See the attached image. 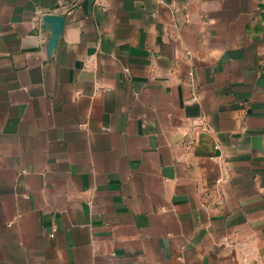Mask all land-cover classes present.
<instances>
[{
  "label": "crops",
  "instance_id": "obj_1",
  "mask_svg": "<svg viewBox=\"0 0 264 264\" xmlns=\"http://www.w3.org/2000/svg\"><path fill=\"white\" fill-rule=\"evenodd\" d=\"M0 264H264V0H0Z\"/></svg>",
  "mask_w": 264,
  "mask_h": 264
},
{
  "label": "water",
  "instance_id": "obj_2",
  "mask_svg": "<svg viewBox=\"0 0 264 264\" xmlns=\"http://www.w3.org/2000/svg\"><path fill=\"white\" fill-rule=\"evenodd\" d=\"M44 22L47 25H52V38L49 43V54L52 55L58 45L59 39L63 34L66 23L65 17L46 16Z\"/></svg>",
  "mask_w": 264,
  "mask_h": 264
}]
</instances>
